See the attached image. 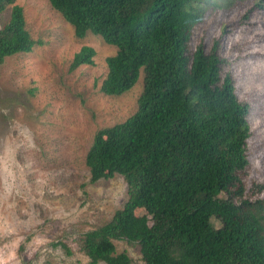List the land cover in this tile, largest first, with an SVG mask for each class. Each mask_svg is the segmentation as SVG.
Masks as SVG:
<instances>
[{
  "label": "trees",
  "instance_id": "trees-1",
  "mask_svg": "<svg viewBox=\"0 0 264 264\" xmlns=\"http://www.w3.org/2000/svg\"><path fill=\"white\" fill-rule=\"evenodd\" d=\"M48 2L76 37L90 32L116 48L105 58L103 94L121 95L142 75L135 112L98 130L85 156L90 182L118 174L127 194L109 221L77 236L89 263L131 264L113 243L126 240L139 246L145 264H264L256 225L236 215L253 131L250 105L239 99L223 58L243 42L241 35L230 37L234 28L246 44L264 27V0L218 29L209 47L200 43L195 49L185 27L201 19L209 0ZM8 7L0 26V64L35 43L23 8L0 0V14ZM94 55L92 47L82 46L70 68L92 65ZM139 207L143 213L136 216Z\"/></svg>",
  "mask_w": 264,
  "mask_h": 264
},
{
  "label": "rangeland",
  "instance_id": "rangeland-1",
  "mask_svg": "<svg viewBox=\"0 0 264 264\" xmlns=\"http://www.w3.org/2000/svg\"><path fill=\"white\" fill-rule=\"evenodd\" d=\"M256 1L209 0L201 19L185 27L190 48L200 43L209 47L218 29L233 24ZM15 3L23 8L25 28L35 43L31 51L8 56L0 64V264H90L78 249L77 236L109 221L127 194L118 174L90 182L85 156L98 130L135 112L142 75L121 95L103 94L105 58L116 48L90 32L76 37L48 0ZM9 9L0 14V26ZM263 28L257 27L255 39L246 44L234 28L230 37L241 35L243 42L223 58L236 79L239 99L250 105L253 131L236 215L253 221L264 241ZM229 39L225 36L224 41L230 44ZM82 46L94 49L93 64L71 69ZM134 213L141 216L143 211L139 207ZM113 243L131 264H145L137 244Z\"/></svg>",
  "mask_w": 264,
  "mask_h": 264
}]
</instances>
